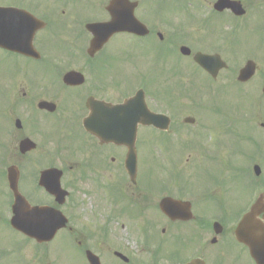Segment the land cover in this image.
Returning a JSON list of instances; mask_svg holds the SVG:
<instances>
[{"label":"flooded vegetation","instance_id":"obj_1","mask_svg":"<svg viewBox=\"0 0 264 264\" xmlns=\"http://www.w3.org/2000/svg\"><path fill=\"white\" fill-rule=\"evenodd\" d=\"M83 1L95 7L78 13L80 0L0 2L2 8L24 10L32 16L25 21L28 32L34 30V17L45 23L33 37V56L0 49V264H90L88 253L100 264H188L195 260L255 264L249 249L234 237L237 219L246 205L244 186L234 195L236 186L217 184L207 197L197 189L177 185H161L156 191L141 179L152 142L179 140L189 126L187 118L181 121L180 116L187 114L190 106H175L174 112L164 114L152 105L156 100L152 99L150 77L128 89H122L121 80L127 71L132 72L135 53L139 66L160 61L161 70L178 58L181 46L200 41L193 30L182 27L160 40L161 26L151 24L152 18L161 15L160 10L179 5L171 0H128L138 3L135 15L149 24L150 34L146 38L114 35L91 57L92 37L86 27L110 21L108 8L113 0ZM186 1L192 7V1ZM199 2L194 9L206 11L214 6V0ZM115 11L129 13L126 9ZM10 21L22 27V19ZM60 37L63 40L57 41ZM179 58L193 69H176L172 91L194 93L195 73L187 75L196 68L193 59ZM133 71L139 72L137 68ZM70 73L79 74L81 80L66 81ZM139 90L144 91L147 108L141 101L130 114L115 111L114 107L124 105ZM147 109L170 118L167 131L141 123L147 118ZM192 112L195 127L204 111L194 106ZM217 113L218 118L208 123L211 130H217L214 140L221 141L224 153L228 133L220 117L227 115ZM250 120L246 112L241 115L239 122L251 132L247 140L239 142L233 168L226 170L242 182L255 167L264 174V108ZM247 122L251 123L248 127ZM135 124L138 170L136 183H132L125 166L128 149L105 140L131 133ZM202 129L195 130L197 139ZM58 176L63 192L56 189ZM21 197L33 211L40 206L61 211L68 226L45 244L14 231L10 226L12 208ZM165 198L189 203L194 219L170 220L159 209ZM203 203L212 205V210L204 211L212 215L200 214ZM1 230L10 234L2 239Z\"/></svg>","mask_w":264,"mask_h":264},{"label":"rangeland","instance_id":"obj_2","mask_svg":"<svg viewBox=\"0 0 264 264\" xmlns=\"http://www.w3.org/2000/svg\"><path fill=\"white\" fill-rule=\"evenodd\" d=\"M8 2H4V0H0V2L3 3H13L17 4L18 0H6ZM43 2H46V0H42ZM192 1L194 7L196 0H189ZM263 4H260L264 6V0H261ZM245 6L248 9V13L246 17L240 21V25H247L246 27L248 29H243L236 37L233 38H224V30L221 29L220 32L223 34L221 36V39L228 44L230 48H233L232 51L236 53H231V56L233 58L231 59L232 65H231V73L236 71L238 68H242L244 66L245 60L238 56L243 55H258L260 52H262V57L259 58V65H260V75H258L254 81H258V83L264 84V22L261 24V20L257 22L258 18H261L263 13H254V5L253 2H250V0H244ZM78 4V3H77ZM197 6L199 3H196ZM259 5V4H258ZM23 7V5H22ZM95 7L94 3H87L83 0H80V5L78 4V7L76 8L77 12L80 13V10L87 11L88 9H91ZM264 11V9H263ZM198 14H195V20H196V29L195 33H197L200 41L198 43H195L197 47H209L212 45L213 42L216 41L214 36L216 34H219V26L217 22L220 21V19H217V17H208L207 13L204 10H197ZM168 24H174V26H180L182 28H188V22L187 18L189 16L194 15V10L190 9V11L183 9V6H178L175 10L168 13ZM193 17V16H192ZM190 17V19L192 18ZM200 23L205 25V28H203ZM166 25V22L164 23ZM256 24V25H255ZM230 24H224V26H227ZM204 30L203 32H201ZM230 30V29H229ZM57 41L63 40L62 37L57 38ZM77 44L79 45V40L77 41ZM233 54V55H232ZM2 54L0 53V59ZM134 65L133 69L137 68L139 72H134L132 69V72L127 71L125 77L121 80L122 81V89L130 88L132 85L134 86L137 82H139L142 79L151 78V88L154 87L157 83V81H160V66L162 63L160 61H154V63L151 66L146 67L143 64H140V66L137 64V55L134 54ZM234 61V62H233ZM183 66H185L188 69H193V67L189 66L188 62H179ZM169 65V64H168ZM169 71V68H168ZM195 72V90L194 93H197V97L194 96H178L179 93H176L174 96V100H171L169 105L167 106L163 99L160 100L157 97V100L159 102V106L154 104V106L157 107L158 111L163 112H174L175 106H184V105H190V108L188 110L187 114H182L180 116V120L187 117H193L192 107L195 105H201V106H207L206 104H223L226 106L225 113L233 114L234 111H236V114L233 115V118L237 119L239 118L244 112L250 113L248 110V106L251 107L253 111L259 112L262 111L264 106L263 104H260L256 98V88L257 87H251V88H245L244 86H239L234 82H224L227 81L229 78V74L227 75V78L225 80L220 79V81L215 84L217 86L216 89L211 90L210 81L206 80V78L203 76L201 72H198L196 69H194ZM167 75V73H164ZM169 79H170V75ZM158 77V78H157ZM167 77V76H166ZM180 77V76H179ZM168 80V77H167ZM174 81V79L172 80ZM223 83V84H222ZM207 84V85H205ZM221 84V85H220ZM155 90L158 94L161 96H164L165 94H170L168 92L170 89H166L160 85L155 87ZM247 90V93H246ZM261 90V88H260ZM193 94V92L191 91ZM217 94V93H226L225 97L219 96V97H213L209 98L210 94ZM242 93V94H241ZM246 93V94H245ZM262 96V102H264V95L262 92H260ZM259 94V95H260ZM172 99V96H170ZM260 104V107H259ZM162 105V108H161ZM233 106V107H232ZM235 108V109H234ZM253 115L254 112H251ZM212 117V116H211ZM195 118V117H194ZM200 123L193 126H188L185 128L181 134L182 137H187L192 140L194 138V132H197L195 130H198L199 128L205 126L207 124V120L205 119H199ZM235 123V122H234ZM238 124V129L235 132H231L230 138L231 142L239 143L241 141L247 140L250 135V129H244V125H242L240 122ZM251 125V123L247 122L246 126L248 127ZM188 133H191L192 136L188 135ZM214 130H210L209 132H203L201 131L198 136H200V139L198 140V143L200 144L201 150L205 153L211 154L215 153V147H214ZM155 144H152L149 148L150 156H149V166L147 168V171L144 172L141 176V179L145 181L148 184L156 185V184H162L164 181L168 184L170 187L175 186L171 185L174 182L177 184H184L188 187H201L206 186L208 184H211V182L214 180V178L217 175L209 174L211 172H217L216 166H209V162H207L205 159L202 161L201 157V151L196 149V142L194 143H188L189 148L185 150V146L180 145V140L172 141V142H165L163 140H155ZM178 147V149H176ZM185 151V152H184ZM184 153V160L180 168L176 165L175 168H172L171 163L180 164V159L182 158V155ZM229 153L231 151H227L223 157L224 163H227L229 159ZM162 158V160H160ZM168 160V161H167ZM177 160V161H176ZM171 161V162H169ZM162 162V163H161ZM199 162L200 164L198 167L195 168L196 163ZM188 169H191V171H188ZM174 181V182H173ZM165 184V183H164ZM227 185L235 186V183L233 181L228 180ZM260 189H246L245 191V201L246 205L245 207L248 208L249 203L253 200L255 194ZM240 194V191L238 195ZM234 195H236V190H234ZM237 202V201H236ZM237 207L232 211H236ZM206 210L205 203L199 205V212L200 214H208L212 215L213 213H207L204 212ZM2 231V239H5L7 237V234H10L8 231L7 234Z\"/></svg>","mask_w":264,"mask_h":264},{"label":"water","instance_id":"obj_3","mask_svg":"<svg viewBox=\"0 0 264 264\" xmlns=\"http://www.w3.org/2000/svg\"><path fill=\"white\" fill-rule=\"evenodd\" d=\"M215 8L218 11H224L227 8H231L237 16L244 15V11L242 10L241 5L239 3L231 2L230 0H220ZM4 14L5 13L3 11L0 12V18ZM112 24L114 26L112 27V29L109 32L98 31L95 29L91 30L93 32V34L99 39V41L97 40V43L99 45H97L94 49H99L101 47V45H103L112 34H114L116 31H118L117 30V27H118L117 23L115 21H113ZM1 25L2 24L0 22V45L3 44V41L5 40V31L3 30ZM132 31H134V30H132ZM35 32H36V30H34V33ZM200 59H202L201 56L196 57V62H198L199 64L201 63V65L203 67H205L206 70L210 74L215 75L217 69L220 67L219 61H217V64L212 69H210L209 66H211L213 64V62L212 61L205 62V61L200 60ZM253 74H254V66L251 64L249 67H247L246 69L241 71L239 80L240 81H247L253 76ZM171 206H172V208L178 207V206L174 205V203ZM161 207L169 216L173 215V209L172 208L170 209L168 204L165 205L163 203L161 205ZM259 209H260V203H258L252 209V212L246 217L243 224L239 227L236 235H237L238 240L246 243L250 247L253 258L259 264H261L264 261V253L261 252V249L259 247L260 243L258 242V239L256 238V234L258 233L259 228H254L253 220H251V218H253L258 213ZM17 212H18V216H21V217H30L31 216V211L28 208L24 209V208L20 207L17 209ZM37 214H38L37 211L34 210V217L37 216ZM13 225H14L15 229H17V230H19V231H21V232H23L26 235H29L31 237L34 236V238L37 239L39 242H44V241H49L51 239V237L53 235H55L59 229L64 227L65 220H63L62 218H57L56 220L54 219V220H49V221L34 220V224L32 223V220H14ZM199 264H201V263H199Z\"/></svg>","mask_w":264,"mask_h":264}]
</instances>
